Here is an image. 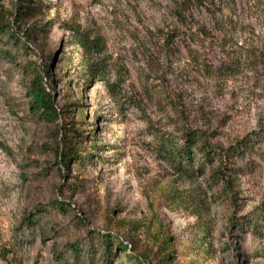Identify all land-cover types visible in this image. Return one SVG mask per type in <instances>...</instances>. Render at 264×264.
Returning <instances> with one entry per match:
<instances>
[{
	"label": "rangeland",
	"instance_id": "374dc122",
	"mask_svg": "<svg viewBox=\"0 0 264 264\" xmlns=\"http://www.w3.org/2000/svg\"><path fill=\"white\" fill-rule=\"evenodd\" d=\"M202 1L0 0V264H264V0ZM44 66L54 121L31 110ZM186 128L250 140L229 188L219 158L162 150Z\"/></svg>",
	"mask_w": 264,
	"mask_h": 264
},
{
	"label": "trees",
	"instance_id": "16d2710c",
	"mask_svg": "<svg viewBox=\"0 0 264 264\" xmlns=\"http://www.w3.org/2000/svg\"><path fill=\"white\" fill-rule=\"evenodd\" d=\"M191 1L204 3L202 0H184L185 3H192ZM180 14L182 13L180 12ZM68 27L72 30L75 43L82 47L84 51H91L100 45V37L92 38L87 31L82 30L80 25L70 24ZM88 65L89 62L85 66L88 67ZM48 70L47 66L38 68L33 79L28 84V93L32 97L31 110L44 120L54 121L59 118L60 112L55 92L45 83V73ZM67 135V129H63L61 140L59 139L57 142L58 158L65 164L73 157V154L70 152L72 150L67 149L69 147ZM182 137L183 144L179 145L173 142L172 145H174L175 150L172 147L162 146V150L169 155L172 163L183 170L184 168L181 166L182 161L184 159H191L195 154L193 149L198 148L199 153L203 154L209 162H213L216 158H219V164L211 172L212 179L216 182L223 180L225 183L224 188H229L233 182L231 171L237 170V168L231 166L230 160L236 152L241 151L242 148H247L250 145V140L241 139L232 145L231 148L222 151L207 138L201 129L186 128ZM127 247H130V250H132L133 244L127 245ZM0 254L7 259L8 250L0 249ZM135 258L137 259V264H152L145 252L137 254Z\"/></svg>",
	"mask_w": 264,
	"mask_h": 264
}]
</instances>
